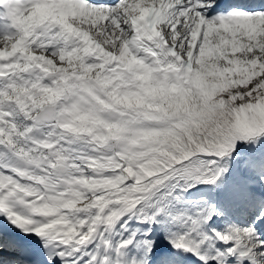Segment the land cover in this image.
Listing matches in <instances>:
<instances>
[{
  "label": "snow or ice",
  "instance_id": "snow-or-ice-1",
  "mask_svg": "<svg viewBox=\"0 0 264 264\" xmlns=\"http://www.w3.org/2000/svg\"><path fill=\"white\" fill-rule=\"evenodd\" d=\"M0 264H264V0H0Z\"/></svg>",
  "mask_w": 264,
  "mask_h": 264
}]
</instances>
